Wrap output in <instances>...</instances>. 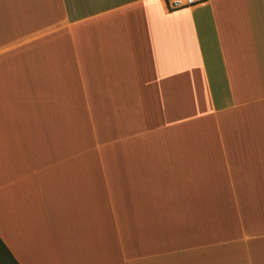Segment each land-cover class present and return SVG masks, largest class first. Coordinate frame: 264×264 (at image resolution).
I'll return each instance as SVG.
<instances>
[{"label":"crops","instance_id":"obj_1","mask_svg":"<svg viewBox=\"0 0 264 264\" xmlns=\"http://www.w3.org/2000/svg\"><path fill=\"white\" fill-rule=\"evenodd\" d=\"M0 242L264 264V0H0Z\"/></svg>","mask_w":264,"mask_h":264},{"label":"built area","instance_id":"obj_2","mask_svg":"<svg viewBox=\"0 0 264 264\" xmlns=\"http://www.w3.org/2000/svg\"><path fill=\"white\" fill-rule=\"evenodd\" d=\"M168 10H178L188 6L201 3L204 0H164Z\"/></svg>","mask_w":264,"mask_h":264},{"label":"trees","instance_id":"obj_3","mask_svg":"<svg viewBox=\"0 0 264 264\" xmlns=\"http://www.w3.org/2000/svg\"><path fill=\"white\" fill-rule=\"evenodd\" d=\"M0 248H1V249L7 254L8 257H10L9 254H8V252L5 250V248H4V246L2 245L1 242H0ZM10 259H11V258H10ZM12 263H13V264H16L14 261H12Z\"/></svg>","mask_w":264,"mask_h":264}]
</instances>
